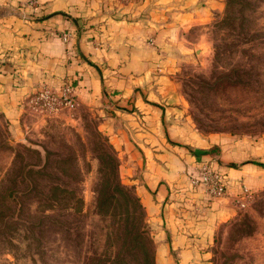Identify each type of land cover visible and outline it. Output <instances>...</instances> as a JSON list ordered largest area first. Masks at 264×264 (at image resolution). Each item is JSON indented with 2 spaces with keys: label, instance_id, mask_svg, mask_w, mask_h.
<instances>
[{
  "label": "crops",
  "instance_id": "crops-1",
  "mask_svg": "<svg viewBox=\"0 0 264 264\" xmlns=\"http://www.w3.org/2000/svg\"><path fill=\"white\" fill-rule=\"evenodd\" d=\"M220 5L0 0V118L21 136L38 85L69 81L155 228L160 264H199L214 228L264 191V135L202 134L185 117L175 79L179 53L191 47L187 32ZM202 163L224 176L223 196L191 186Z\"/></svg>",
  "mask_w": 264,
  "mask_h": 264
},
{
  "label": "rangeland",
  "instance_id": "rangeland-1",
  "mask_svg": "<svg viewBox=\"0 0 264 264\" xmlns=\"http://www.w3.org/2000/svg\"><path fill=\"white\" fill-rule=\"evenodd\" d=\"M187 36L175 73L185 117L202 134L262 137L264 0H221ZM26 126L17 136L0 118V264H160L155 228L97 116L77 104L36 109ZM204 251L199 264H264V191Z\"/></svg>",
  "mask_w": 264,
  "mask_h": 264
},
{
  "label": "built area",
  "instance_id": "built-area-1",
  "mask_svg": "<svg viewBox=\"0 0 264 264\" xmlns=\"http://www.w3.org/2000/svg\"><path fill=\"white\" fill-rule=\"evenodd\" d=\"M34 4L35 0H29ZM33 103L37 110L53 114L59 110L71 108L77 104L74 88L69 81H63L58 85L39 84L33 96ZM191 186L197 188L203 185L209 198L221 197L226 192L224 176L211 169L208 164L202 163L198 167L197 175L191 178ZM247 193V190L244 189Z\"/></svg>",
  "mask_w": 264,
  "mask_h": 264
}]
</instances>
